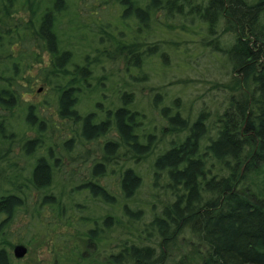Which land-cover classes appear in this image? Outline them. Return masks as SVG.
<instances>
[{
	"label": "trees",
	"instance_id": "1",
	"mask_svg": "<svg viewBox=\"0 0 264 264\" xmlns=\"http://www.w3.org/2000/svg\"><path fill=\"white\" fill-rule=\"evenodd\" d=\"M111 1L122 20L137 19L144 27L163 15L164 26H175L176 21L185 32L190 31L189 25L203 29L205 44L232 66L227 103L212 119L206 110L191 120L180 109L169 112L168 104L160 107L168 131L176 136L155 155L152 166L154 183L165 177L169 193L161 208L142 220L145 212L130 204L143 182L137 167L119 168L118 194L103 179L109 165L122 155L147 158L154 151L153 133L140 130L142 113L132 90H123L115 106L103 109L97 101L96 109H79L92 68L91 60L77 61L68 46L66 34L74 20L75 0H0V158L8 160L6 154L17 144L21 153L37 154L29 174L14 168V174L7 176L11 185L0 193V212L13 217L20 208L30 212L33 204L30 213L35 218L47 206L52 220L47 227L54 231L63 227L56 232L55 242L68 246V225H73L74 235L96 252L105 248L106 231L114 227L117 234L105 264H167L171 260L190 264L186 254L174 257L181 238L194 246L198 264H264V190L246 184L250 171L264 167V0ZM107 25L102 32L108 39L128 48L127 67H141L147 52L140 50V43L120 40L105 29ZM37 64L38 75L32 72ZM38 76L51 86L60 118L74 123L71 129L69 123L72 135L64 137L59 147L70 153L103 139L102 159L95 160L84 174L87 177L69 190L75 173L58 183L63 152L51 139L49 127L54 124L48 125L41 105L24 98ZM20 108L23 117L15 115ZM15 121L24 122L36 134L17 138ZM58 184H62L59 190ZM88 197L110 206L101 222L85 203ZM73 213L85 229L70 222ZM4 220L0 221V264H11L4 245L12 243L6 238ZM71 255L77 263L96 261L81 247L71 248Z\"/></svg>",
	"mask_w": 264,
	"mask_h": 264
},
{
	"label": "rangeland",
	"instance_id": "2",
	"mask_svg": "<svg viewBox=\"0 0 264 264\" xmlns=\"http://www.w3.org/2000/svg\"><path fill=\"white\" fill-rule=\"evenodd\" d=\"M75 2L71 11L74 20L71 21L66 34L70 37L68 46L74 50L77 61L84 63L87 59L91 60L92 68L89 83H85L87 92L80 97L79 109L83 112L96 109L97 101H101L100 106L103 109L115 106L123 90H132L135 104L142 113L140 130L146 134L153 133L151 138L154 142V151L147 158L135 160L134 157L122 155L109 165L108 173L103 179V182L109 183L113 191L118 194L119 168L126 164L137 167L143 182L135 196V202L130 204L132 207L142 208V213L145 212L142 220H147L167 201L169 193L164 186L165 177H161L157 184L154 183L152 160L168 146L169 140L176 136L175 133L168 131L167 119L160 107L168 104L169 112L180 109L181 113L191 120L201 110H206L212 119L216 112L223 110L231 93L227 83L233 79L232 66L220 52L213 49L210 44H205L203 40L205 31L195 25H189L190 31L185 32L176 25V21L173 22L175 26H164L161 22L164 16L158 15V20L152 21L150 27H144L138 24L137 19L122 20L120 10L111 0H75ZM107 23L111 24L108 26ZM103 25H107L105 29L110 30L122 41L128 43L137 40L140 43V50L147 52L141 67L133 64L127 67L126 54L129 52L126 49L128 48L118 45L115 40H112L113 42L109 40L108 35L102 32ZM102 34L106 36L104 39L101 38ZM149 45H152V48ZM38 67L40 64H37L32 71L36 75H38ZM24 98L41 105L40 113L47 116L48 125L54 124L52 128L51 125L49 127V132H52L51 139L54 144L57 143V149L63 152L62 159L58 160L59 163L61 162L58 166L60 173L57 176L58 183L61 181L63 183L65 177L71 175L69 173H75L73 174L75 178L70 179L74 181L68 182V190L71 189L73 184L80 183L83 177H87L84 174L95 160L102 159L103 139L93 144H83L79 149L68 153L59 146L64 137L72 135L69 123L70 129L74 127V123L60 118L51 86L42 79V76H38L31 89L28 88V92L24 94ZM19 113L21 117L24 116L22 108L15 111V115ZM15 124L18 125L15 128L18 133L17 138L36 134L34 130L26 129L22 121H15ZM75 126L77 127V124ZM145 138L147 137L143 140ZM36 155L28 156L21 153L17 144L13 152L6 154L8 160L0 158V193L10 188L11 184L7 176L14 174L12 171L14 168H20L24 175L29 174ZM246 184L253 189L264 190V167L250 171ZM61 186L62 184H58L57 190ZM85 203L90 207L92 215L100 222L109 212L110 206L99 199L88 197ZM31 207L33 204L29 208L30 212ZM30 212L20 208L13 217L0 212V221L5 219L6 238L12 243V245L8 243L4 245L10 252L11 264H105V254L113 248L114 237L117 234L114 227L106 231L105 235L108 237L103 242L106 250L102 246V251L96 252L74 235L76 230L73 225H68L71 238L68 246L60 241L55 242L56 232L63 227H59L56 231L51 226L47 227V223L52 221L49 220L51 211L47 206L43 207L35 218ZM112 212L114 213V209ZM73 216L70 222L73 221L72 224L83 229L84 226L77 224V214L73 213ZM17 242L28 245V252L21 258L16 257L13 252V246ZM52 242H55L56 246H53ZM73 247H81L88 255L93 254L96 261L77 263L75 256L71 255ZM185 254L190 264H198L199 257L194 246L190 244L188 238H181L174 257L178 259ZM70 255L71 258H68ZM167 264L174 262L171 260Z\"/></svg>",
	"mask_w": 264,
	"mask_h": 264
},
{
	"label": "water",
	"instance_id": "3",
	"mask_svg": "<svg viewBox=\"0 0 264 264\" xmlns=\"http://www.w3.org/2000/svg\"><path fill=\"white\" fill-rule=\"evenodd\" d=\"M13 252L16 257L21 258L28 252V245L24 242H17L13 246Z\"/></svg>",
	"mask_w": 264,
	"mask_h": 264
}]
</instances>
